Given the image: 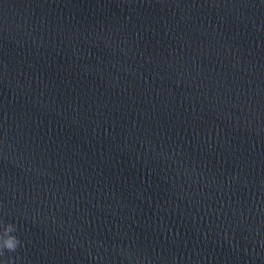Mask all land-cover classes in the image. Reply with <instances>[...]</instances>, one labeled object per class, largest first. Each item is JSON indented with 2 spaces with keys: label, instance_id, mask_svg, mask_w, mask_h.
<instances>
[{
  "label": "water",
  "instance_id": "water-1",
  "mask_svg": "<svg viewBox=\"0 0 264 264\" xmlns=\"http://www.w3.org/2000/svg\"><path fill=\"white\" fill-rule=\"evenodd\" d=\"M0 264H264V0H0Z\"/></svg>",
  "mask_w": 264,
  "mask_h": 264
},
{
  "label": "clouds",
  "instance_id": "clouds-1",
  "mask_svg": "<svg viewBox=\"0 0 264 264\" xmlns=\"http://www.w3.org/2000/svg\"><path fill=\"white\" fill-rule=\"evenodd\" d=\"M17 228L14 224L9 223L3 228V243L0 244V257L5 256V252L15 253L18 247L21 245V241L12 233H15ZM6 264H14L12 258L6 261Z\"/></svg>",
  "mask_w": 264,
  "mask_h": 264
}]
</instances>
